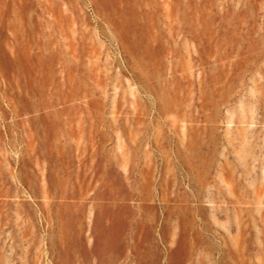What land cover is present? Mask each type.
Wrapping results in <instances>:
<instances>
[{"label": "rangeland", "instance_id": "1", "mask_svg": "<svg viewBox=\"0 0 264 264\" xmlns=\"http://www.w3.org/2000/svg\"><path fill=\"white\" fill-rule=\"evenodd\" d=\"M0 264H264V0H0Z\"/></svg>", "mask_w": 264, "mask_h": 264}]
</instances>
